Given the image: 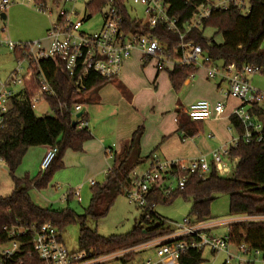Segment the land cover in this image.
<instances>
[{
	"label": "trees",
	"instance_id": "trees-1",
	"mask_svg": "<svg viewBox=\"0 0 264 264\" xmlns=\"http://www.w3.org/2000/svg\"><path fill=\"white\" fill-rule=\"evenodd\" d=\"M62 0H53L60 4ZM125 20V32L152 34L161 43L168 46L167 51L173 53L182 41H193L202 47L214 61L224 64L260 65L264 67V0H253L248 14H243L232 5L227 10L213 11L202 21L200 27H194L186 32L183 40L179 33L170 31L162 24L150 28L145 20L130 14L124 4L127 0H116ZM203 0H164L171 17L178 19L179 27L184 31V24L192 17L195 5ZM36 4L47 0H34ZM108 0H90L86 3V17L91 18L95 11H103ZM215 29L211 37H206L207 28ZM222 35V42L215 40V35ZM17 58L21 53L15 51ZM149 59V58H147ZM41 70L52 85L55 94L47 95L46 100L52 113L37 115L30 103V97L39 89L34 83L29 88L17 92L10 98L3 123L0 125V158L7 165L14 181L13 191L6 196H0V244L7 239L4 226L21 222L30 225H41L50 222L59 230L70 223L79 224L80 251L92 252L101 256L118 251L132 249L158 237L171 235L175 230L167 225L166 219L153 209L159 202H171L178 195L193 202L189 215L194 217V223L204 222L210 218V205L218 193L230 196V214L233 216H264V144H245L231 150V157L237 158L232 176L220 175L213 168L205 177L190 176L185 185L174 188L169 194L165 188L155 187L147 196L148 204L143 208V215L132 230L125 234L104 237L87 225V218L95 220L106 216L116 198L129 187L132 173L148 162L151 155L141 156L140 140L144 126L140 125L125 143L120 153L114 154L111 167L105 181L95 183L91 187V199L83 214H78L69 207L55 209L39 206L32 198L33 189H44L48 186L53 174L64 167L63 158L67 150L81 151L83 144L91 139L88 127L79 128L85 121L83 114L75 120L72 112L76 105L84 104L82 96L115 78H104L96 73H90L85 80V89L76 91V84L62 62L58 58L42 61ZM197 68L175 65L169 68V78L176 91H180L184 82L197 72ZM76 121L74 127L72 123ZM180 130L189 135H196L202 128L201 122L191 121L186 114L178 115ZM230 124L238 132L242 127L236 117L230 118ZM33 146L57 147V153L48 168L30 177H17L16 170L21 164L27 150ZM73 195L68 194L71 200ZM230 242L246 243L252 249L264 251V220H247L233 223L229 226ZM180 239H190L182 237ZM201 248L188 249L181 257L180 264H201L204 262ZM129 253L124 256L126 262L132 258ZM253 264V263H249Z\"/></svg>",
	"mask_w": 264,
	"mask_h": 264
},
{
	"label": "built area",
	"instance_id": "built-area-1",
	"mask_svg": "<svg viewBox=\"0 0 264 264\" xmlns=\"http://www.w3.org/2000/svg\"><path fill=\"white\" fill-rule=\"evenodd\" d=\"M79 1H61L63 5L70 6L61 8L56 21L51 24L47 37L49 44L45 45L44 39L32 42H13L7 39L1 41L9 49L19 51L21 55L17 58V68L4 83L0 82V125L3 123V114L7 110L10 98L17 92L36 83L39 89L30 97L34 109L41 102L48 104L47 95L55 94L52 85L41 70L42 61L60 59L64 69L74 79L76 91L81 92L85 89V80L90 73L109 79L116 78L124 62L135 50H138L144 57L155 59L159 70L171 69L175 65L205 69L207 78L217 82L218 91L223 98L216 103L205 99L197 100L183 111L184 114L193 122L221 119L225 116L227 100L234 99L239 103L232 108L229 117H236L242 132L233 136L229 145L221 146L208 155L190 159L163 160L154 152L148 160L149 166L145 171L135 170L132 173L131 183L125 190L130 201L145 207L148 204L147 196L153 188L163 187L165 193L169 194L174 189L169 184L170 181H177V187H182L190 176L205 177L213 168L224 176L231 171L227 163L237 159L231 157L232 149L237 148L240 143L264 144V87L253 83L257 76L264 75V67L251 64L239 66L234 63L224 64L222 61H214L193 41H182L179 48L169 53L168 46L152 34L125 32V20L116 0H108L104 6L107 9L103 12L104 19L100 31L85 33L81 30L84 21L73 20V17L78 15L76 4ZM252 1L203 0L195 5L194 14L184 24V31L179 27L178 19L169 15L164 0H133V3L144 6L147 17L145 22L150 28L162 24L166 29L179 33L180 39L183 40L186 32L194 27H200L202 21L213 11L227 10L234 5L243 14H248ZM13 3L11 0L0 1V20H3L2 15ZM124 4L127 6L126 1ZM46 5V3L36 4V9L40 12L51 11ZM14 87H19V90H15ZM78 112H82L81 104L76 105L72 112L75 120L79 119L76 117ZM86 126L85 121L79 124L80 129ZM56 153L57 147L48 149L41 162L42 170L49 167ZM95 183L94 180L90 181L91 185ZM69 193L81 201L79 190H70ZM255 217L264 219V216ZM215 226L216 224L206 221L194 223L192 219L187 218L183 225L177 226V231L173 233L176 236L168 237L155 245L156 260L148 259L128 264H180L182 255L188 249L201 247H207L213 252H226L228 257L224 264H264L263 250L252 249L246 243H231L229 231L219 237L210 234V229ZM4 230L7 239L0 244V264H108L110 261L124 263V256L135 250L134 247L101 256H94L92 252L86 251L71 252L65 246L60 230L50 222L38 226L16 222L4 226ZM182 237L190 239H180ZM231 245L236 247L235 252L230 250Z\"/></svg>",
	"mask_w": 264,
	"mask_h": 264
},
{
	"label": "rangeland",
	"instance_id": "rangeland-1",
	"mask_svg": "<svg viewBox=\"0 0 264 264\" xmlns=\"http://www.w3.org/2000/svg\"><path fill=\"white\" fill-rule=\"evenodd\" d=\"M1 1V0H0ZM14 2L6 9V19L0 20V82H5L10 74L17 68L18 66V59L16 52L9 49L4 43L1 41L4 40H11L13 42H18L17 39L22 40V42H32L40 38L45 39L44 44H49V40L47 35H49V31L51 28V24L56 21L58 17L59 10L63 7H69L68 4H56L53 0H47L46 6L51 11L40 12L36 9V3L34 0H11ZM90 0H80L76 4V9L78 15L73 17V20H83V26L81 30L85 33L92 34L95 32L100 31L103 25V12L106 11L107 7L103 9V11H95L92 13V16L88 20H84L86 17V3ZM127 7L130 11V14L134 17H137L141 20H146L145 9L142 4H135L133 0H127ZM4 29V30H2ZM215 33V29L207 28L204 32L206 37H211ZM42 39V40H43ZM215 40L217 42H222V35L216 34ZM262 50H264V44L262 45ZM153 59V58H151ZM155 61V59H154ZM26 69V63H24ZM24 69V70H25ZM23 70V71H24ZM194 76L191 77L194 80L201 79L203 77V73L205 74V70L200 68ZM135 76H138L136 71ZM193 80V81H194ZM210 82H214L210 80ZM253 83L259 87H264V75L257 76ZM107 85L111 87L107 88L108 95L111 97L110 106L99 107L97 104L94 103L95 96L100 94V87L93 89L92 91L86 93V95L82 96V99H87L86 111L93 113L91 118H96L100 120L102 118H109L103 125H107L108 127H112L114 122H116V110H118L117 105H115L118 100L116 99L115 95L121 92L120 85L117 81H111ZM15 90H19V87H14ZM192 89V86L182 87V93H187L189 90ZM120 91V92H119ZM217 92V91H216ZM220 95V92H217ZM144 95V96H143ZM142 97L147 101H150V96L146 93H143ZM231 102V101H230ZM118 104V103H116ZM119 105V104H118ZM83 106V104H82ZM124 107V106H123ZM124 108H127L124 107ZM124 108L120 105V112L123 114ZM128 109V108H127ZM35 113L37 115H41L44 113H52L51 109L49 108L48 104L45 102H41L37 108H35ZM109 113V114H108ZM111 115V116H110ZM95 120V119H94ZM95 120V121H97ZM209 120L203 122L204 129L199 132V134L194 137L192 140L191 138H187L189 143H194L199 149H201V155H208L211 151L218 149L221 147L219 144L220 137L218 133H223L224 137L228 139L230 136L237 135V131L234 128H231V131H227L226 128V121L222 120L219 122H208ZM94 122L91 121L90 128L93 129ZM102 123L99 122L97 127L101 128ZM210 134H214L212 138L209 137ZM65 157V155H64ZM161 158V157H160ZM65 160V158H63ZM163 159V158H161ZM190 159V158H189ZM4 164L3 161H0V167ZM237 164L236 160H231L228 162L231 171L227 173L226 177L232 176L235 166ZM148 162L142 165L141 167L137 168L138 172H143L148 168ZM72 166L57 170L53 177L51 178L48 186L44 189L38 190L33 189L31 191V196L33 200L42 207L53 206L55 209H60L63 207H69L74 210L78 214H83L85 208L89 205L91 199V187L90 180L94 179L96 183L102 184L105 181L106 173L102 172L94 177H87L84 172L78 171L76 168L72 170ZM3 172V175L0 173V184L3 183V178H8V174ZM6 175V176H5ZM10 175V174H9ZM11 177V176H10ZM91 178V179H90ZM9 179V178H8ZM76 179L78 181H84V186H76L73 187L69 184V180ZM169 184L173 188L177 187V181H170ZM73 188V189H72ZM79 190L81 201H78L76 197H73L71 200L67 202L66 198L68 196V192L70 190ZM0 192H3V195L10 194L7 189H0ZM214 201H212L210 205V218L205 220L207 223L216 224L215 227L210 229V234L215 236H224L229 231L230 224L239 223L243 221H259L264 220L260 217H251L247 215L242 216H233L230 214V196L227 193H218L215 195ZM50 202V203H49ZM52 203V204H51ZM193 202L191 200L186 199L182 195H178L171 200V202H159L154 206V211L166 219L167 225L172 227L175 231H177L178 225H183L187 218L194 220V217L190 216V210L192 208ZM143 215V208L139 206L137 203L130 201L129 196L123 192L119 195L113 206L111 207L109 213L100 218L98 220L93 219L92 217L87 218V225L94 229L104 237H109L112 235L118 234H125L132 230L137 222L140 221ZM204 221V222H205ZM60 234L62 240L67 247V249L71 252H78L80 251V244H79V224L78 223H70L66 225L64 228L60 230ZM175 234L165 235L158 237L154 240H151L147 243L141 244L135 247L134 251H132V258L124 263L117 262V261H110L108 264H128L130 262H141L144 260H156V244L167 239L168 237H174ZM230 250L235 252L236 247L231 245ZM228 254L224 251L220 252H213L209 248H204L203 250V259L204 262L201 264H224ZM233 263L235 261L233 260ZM107 264V263H106Z\"/></svg>",
	"mask_w": 264,
	"mask_h": 264
},
{
	"label": "crops",
	"instance_id": "crops-1",
	"mask_svg": "<svg viewBox=\"0 0 264 264\" xmlns=\"http://www.w3.org/2000/svg\"><path fill=\"white\" fill-rule=\"evenodd\" d=\"M42 39L40 38V40ZM17 40L18 42H22V40ZM136 71L138 76H135ZM197 72L199 73V71ZM194 75L191 77H196ZM191 77L183 84V87L186 86V88L192 86L191 90L185 94L184 91L182 93V88L180 91H176L169 78V69L159 70L154 59H147L140 51L135 50L132 56L124 62L120 74L112 80L117 81L120 85L119 87L122 89L118 95H115L118 100L116 103L119 105L116 103L113 105H117L118 108L115 112L116 122H114L112 127H108L107 125H103L109 118L108 115V118H102L100 120L91 118L93 113L92 111H86L85 103L87 99L84 98L85 103L82 106V113L85 115V122L92 137L83 144L81 151L67 150L64 157L65 160L63 159L65 168L72 166V168L84 172L86 179H88L87 177H94L102 172L107 174L112 164L113 155L122 151L125 143L140 125L144 126V133L140 140L142 157L148 156L153 151L163 158V160L189 159L199 156L202 152L201 149L194 143H189L187 138H191L192 140L196 137L204 129L203 122L205 121L201 122L202 128L196 135H189L184 130H180L179 122L177 121L178 115L179 113L184 114L183 111L197 100L205 99L211 103H216L222 100L223 97L217 93V82H210V79L207 78L206 71L205 74L203 73L201 79L194 80ZM108 83L100 87V94L93 99L94 103L99 107L110 106L112 102L111 97L107 93V88L111 87L107 85ZM143 93L149 95L151 100L147 101L144 99L142 97ZM238 103L234 99H228L226 102L225 116L221 119L209 120L208 122L214 123L227 120L226 126H228L226 130L231 131L229 115L232 108ZM120 105L122 108L126 106L128 108L122 110L123 114L120 112ZM91 121L94 122L93 129L90 128ZM99 122L102 123L101 128L97 127ZM210 135L209 137L212 138L214 134ZM218 135L221 146L229 145L233 137L230 136L226 139L223 133H218ZM48 149V146L30 147L16 170V176L19 178L25 175L33 177L43 171L41 169V162ZM3 172L9 173L5 163H2L0 167L2 176H4ZM9 174L7 175L9 179L7 177L5 179L3 178L0 189H7L8 191L10 189L12 192L14 189V181ZM83 182L76 179L69 180V184L73 187L80 185L82 187L85 185ZM2 193L0 192V196H6ZM64 198H66L67 202L69 201L67 197ZM49 207L54 208L53 206Z\"/></svg>",
	"mask_w": 264,
	"mask_h": 264
},
{
	"label": "water",
	"instance_id": "water-1",
	"mask_svg": "<svg viewBox=\"0 0 264 264\" xmlns=\"http://www.w3.org/2000/svg\"><path fill=\"white\" fill-rule=\"evenodd\" d=\"M2 17H3V19H6V13H4L3 15H2ZM82 112H78L77 114H76V117L77 118H80L81 116H82ZM72 125L75 127L76 126V121H74L73 123H72Z\"/></svg>",
	"mask_w": 264,
	"mask_h": 264
}]
</instances>
